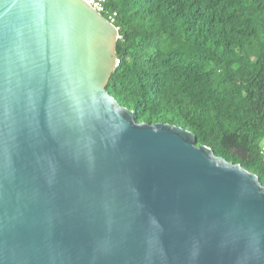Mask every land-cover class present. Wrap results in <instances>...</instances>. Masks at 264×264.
I'll use <instances>...</instances> for the list:
<instances>
[{
	"label": "water",
	"instance_id": "obj_1",
	"mask_svg": "<svg viewBox=\"0 0 264 264\" xmlns=\"http://www.w3.org/2000/svg\"><path fill=\"white\" fill-rule=\"evenodd\" d=\"M86 0H0V264H264V187L106 90Z\"/></svg>",
	"mask_w": 264,
	"mask_h": 264
},
{
	"label": "trees",
	"instance_id": "obj_2",
	"mask_svg": "<svg viewBox=\"0 0 264 264\" xmlns=\"http://www.w3.org/2000/svg\"><path fill=\"white\" fill-rule=\"evenodd\" d=\"M118 64L106 85L138 123L192 132L196 145L264 187V0H106Z\"/></svg>",
	"mask_w": 264,
	"mask_h": 264
},
{
	"label": "built area",
	"instance_id": "obj_3",
	"mask_svg": "<svg viewBox=\"0 0 264 264\" xmlns=\"http://www.w3.org/2000/svg\"><path fill=\"white\" fill-rule=\"evenodd\" d=\"M86 2L97 12L103 15L110 23L114 24L116 12L106 7V0H86ZM116 64H118L117 60ZM260 153L264 160V142L262 143Z\"/></svg>",
	"mask_w": 264,
	"mask_h": 264
}]
</instances>
